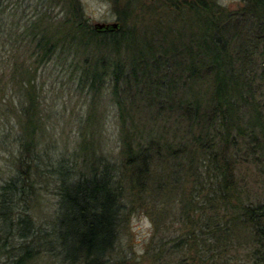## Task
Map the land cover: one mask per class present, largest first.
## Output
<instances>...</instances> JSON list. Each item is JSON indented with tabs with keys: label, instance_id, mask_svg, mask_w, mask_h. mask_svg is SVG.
Returning a JSON list of instances; mask_svg holds the SVG:
<instances>
[{
	"label": "trees",
	"instance_id": "obj_1",
	"mask_svg": "<svg viewBox=\"0 0 264 264\" xmlns=\"http://www.w3.org/2000/svg\"><path fill=\"white\" fill-rule=\"evenodd\" d=\"M105 1L115 28H94L80 0H0V264H110L134 214L151 229L118 264H264V0ZM54 59L90 93L72 147L42 110ZM102 93L115 151L87 123Z\"/></svg>",
	"mask_w": 264,
	"mask_h": 264
},
{
	"label": "rangeland",
	"instance_id": "obj_2",
	"mask_svg": "<svg viewBox=\"0 0 264 264\" xmlns=\"http://www.w3.org/2000/svg\"><path fill=\"white\" fill-rule=\"evenodd\" d=\"M80 1L90 23L94 21H115V16L109 8L107 1ZM217 1L222 4H227L231 8L239 3V0ZM79 60L81 59L79 58ZM56 61V59L52 60V63L49 62L41 72L39 71L40 76L38 77V83H41L40 98L42 110L44 113L48 114V125H54V139L58 146L67 145L68 147H72L80 138L79 135L81 130L78 126L82 125L86 110L89 107L90 93L86 90L84 84L78 83V71L75 62L67 64V62L61 63L62 60H59L58 63H56ZM93 107V111H96L95 117L92 116L89 118L87 123L92 127V123L95 124L100 122L102 126L98 137L104 139L108 149L115 151L117 147L116 116L114 105L110 97L106 93H102L93 103ZM9 121H11L10 123L12 124V120L10 119ZM10 123L6 122L4 125L1 119L0 132L4 127L7 128ZM6 154L5 152V155ZM3 155L4 152L0 145V173H2V168H4L5 156ZM259 176L255 167H253V165H248V163H243L238 171V177H242L243 181L248 183V186L254 187V190L257 188L259 189ZM42 188L44 189L39 192V205L36 207V210H34L39 220H41V216H46V210L50 202L54 200L52 184L47 183L45 186H42ZM165 214L166 213H163L164 216ZM177 227L178 223L171 222L163 235L167 236L166 233L171 234L174 228L176 230L173 233L177 232ZM150 229L151 225L145 216L141 214L132 215L125 223V226L119 230L116 248L111 253L110 264H118L122 255L121 250L125 252L129 247L132 249L134 255L140 253L147 239L146 237L149 235ZM170 230L172 231L170 232ZM142 264H147V260L143 259Z\"/></svg>",
	"mask_w": 264,
	"mask_h": 264
},
{
	"label": "water",
	"instance_id": "obj_3",
	"mask_svg": "<svg viewBox=\"0 0 264 264\" xmlns=\"http://www.w3.org/2000/svg\"><path fill=\"white\" fill-rule=\"evenodd\" d=\"M92 25L96 29H111L117 27L118 23L116 21H94Z\"/></svg>",
	"mask_w": 264,
	"mask_h": 264
}]
</instances>
